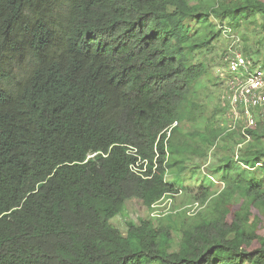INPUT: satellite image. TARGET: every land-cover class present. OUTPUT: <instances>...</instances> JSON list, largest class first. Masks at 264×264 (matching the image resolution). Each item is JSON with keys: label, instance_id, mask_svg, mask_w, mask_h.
I'll list each match as a JSON object with an SVG mask.
<instances>
[{"label": "trees", "instance_id": "trees-1", "mask_svg": "<svg viewBox=\"0 0 264 264\" xmlns=\"http://www.w3.org/2000/svg\"><path fill=\"white\" fill-rule=\"evenodd\" d=\"M222 1L0 0V264H264L262 122L242 129L225 188L202 187L209 215L129 221L126 236L111 223L130 200L153 210L179 193L168 147L206 74L187 50L216 36L197 25L264 14ZM206 133L188 136L223 132Z\"/></svg>", "mask_w": 264, "mask_h": 264}, {"label": "rangeland", "instance_id": "rangeland-1", "mask_svg": "<svg viewBox=\"0 0 264 264\" xmlns=\"http://www.w3.org/2000/svg\"><path fill=\"white\" fill-rule=\"evenodd\" d=\"M213 1L196 0V3H200L204 9L210 5L216 8L218 3ZM236 1L223 0L222 3L232 5ZM259 2L264 4V0ZM247 16L248 11L242 9L235 19L230 16L219 19L212 15L208 24L197 25V36L201 39L208 40L212 32L216 36L206 48L187 50L191 63L203 64L206 74L195 83L193 93L189 96L191 101L187 98L184 102L181 119L168 147L169 160L173 166L169 169L167 182L177 186L179 193L166 197L153 210L147 209L138 199L128 201L123 214L111 220L112 225L123 236H126V223L129 221L139 224L142 219L161 220L170 214L178 223L188 221V217H195L197 212L203 216L209 215L214 208L215 199L202 208L198 199L203 191L202 187L211 184L212 189L218 193L226 186L223 182L226 162L242 167L237 159L245 153L248 142L242 134L245 125L243 121L234 123L231 109L224 97L228 78L233 75L226 65L232 37L239 41L238 48L244 56L253 59L264 70V14L254 13L249 18ZM258 122H262L264 128V118L258 117ZM208 128L223 132L215 139L213 146L206 145L198 137L191 139L188 136L189 133L198 131L207 135ZM185 143L188 147L184 146ZM183 165L186 170L181 174ZM196 204L199 207H195ZM180 239V233L174 232L172 250L178 249Z\"/></svg>", "mask_w": 264, "mask_h": 264}, {"label": "built area", "instance_id": "built-area-1", "mask_svg": "<svg viewBox=\"0 0 264 264\" xmlns=\"http://www.w3.org/2000/svg\"><path fill=\"white\" fill-rule=\"evenodd\" d=\"M232 39L226 65L233 75L228 78L224 99L231 109L234 123L243 121L246 129L257 126L258 117L264 118V70L253 59L245 57L238 48L239 41Z\"/></svg>", "mask_w": 264, "mask_h": 264}, {"label": "clouds", "instance_id": "clouds-1", "mask_svg": "<svg viewBox=\"0 0 264 264\" xmlns=\"http://www.w3.org/2000/svg\"><path fill=\"white\" fill-rule=\"evenodd\" d=\"M175 125H177V124H175Z\"/></svg>", "mask_w": 264, "mask_h": 264}]
</instances>
